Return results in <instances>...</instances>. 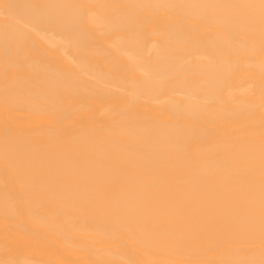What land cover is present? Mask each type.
Listing matches in <instances>:
<instances>
[{"label": "bare ground", "instance_id": "bare-ground-1", "mask_svg": "<svg viewBox=\"0 0 264 264\" xmlns=\"http://www.w3.org/2000/svg\"><path fill=\"white\" fill-rule=\"evenodd\" d=\"M0 264H264V0H0Z\"/></svg>", "mask_w": 264, "mask_h": 264}]
</instances>
